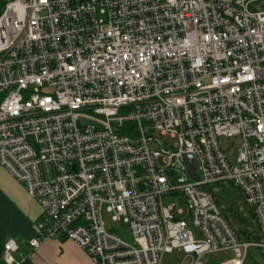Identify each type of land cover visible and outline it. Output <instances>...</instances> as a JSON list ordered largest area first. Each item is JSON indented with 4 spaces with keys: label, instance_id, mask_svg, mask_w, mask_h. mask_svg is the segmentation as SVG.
Segmentation results:
<instances>
[{
    "label": "built area",
    "instance_id": "2783aa9c",
    "mask_svg": "<svg viewBox=\"0 0 264 264\" xmlns=\"http://www.w3.org/2000/svg\"><path fill=\"white\" fill-rule=\"evenodd\" d=\"M0 1V167L40 209L32 252L64 240L94 264L264 254V11L249 10L264 0ZM238 137L231 162L222 140ZM223 184L250 210L252 241L225 218ZM17 252L7 240L3 262Z\"/></svg>",
    "mask_w": 264,
    "mask_h": 264
},
{
    "label": "crops",
    "instance_id": "0c3cea01",
    "mask_svg": "<svg viewBox=\"0 0 264 264\" xmlns=\"http://www.w3.org/2000/svg\"><path fill=\"white\" fill-rule=\"evenodd\" d=\"M40 215L23 186L0 167V264H6L2 252L7 240L18 246L14 257L20 264H94L71 241L47 240L32 252L28 241L34 236L33 225Z\"/></svg>",
    "mask_w": 264,
    "mask_h": 264
},
{
    "label": "rangeland",
    "instance_id": "374dc122",
    "mask_svg": "<svg viewBox=\"0 0 264 264\" xmlns=\"http://www.w3.org/2000/svg\"><path fill=\"white\" fill-rule=\"evenodd\" d=\"M251 12H262L264 11V1L257 2L249 6ZM86 123V122H84ZM241 138L230 139L229 142L222 140V146L226 151L228 159L233 162L237 155V152L241 146ZM228 145L230 150L228 151ZM215 196L219 198L218 204L222 208V212L227 219L230 226L238 233L239 237L244 241H252L250 237H247L244 229L253 231L259 234V229L255 224L253 216L250 210L245 206L243 197L240 192L230 184L215 185ZM165 204L175 203L180 207L184 204L182 200L175 198H168L164 200ZM230 207L232 211H230ZM105 222L108 228L115 227V225L109 222V218L105 216ZM115 232L127 236L125 232L126 227L122 224L117 225L114 228ZM253 257V259H252ZM207 264H219V260L215 257H207ZM253 261L257 264H264V254H256L254 250H249L247 264H253ZM191 259L186 257L183 253L173 250L172 253L165 254L162 258L161 264H190Z\"/></svg>",
    "mask_w": 264,
    "mask_h": 264
},
{
    "label": "water",
    "instance_id": "95a60500",
    "mask_svg": "<svg viewBox=\"0 0 264 264\" xmlns=\"http://www.w3.org/2000/svg\"><path fill=\"white\" fill-rule=\"evenodd\" d=\"M183 160L187 166V170H188V173L189 175L195 179V175H194V171H195V161H194V158L190 155H185L183 157Z\"/></svg>",
    "mask_w": 264,
    "mask_h": 264
},
{
    "label": "trees",
    "instance_id": "16d2710c",
    "mask_svg": "<svg viewBox=\"0 0 264 264\" xmlns=\"http://www.w3.org/2000/svg\"><path fill=\"white\" fill-rule=\"evenodd\" d=\"M2 9H3V4L0 1V13H1ZM1 99H2V97L0 96V102H1Z\"/></svg>",
    "mask_w": 264,
    "mask_h": 264
}]
</instances>
